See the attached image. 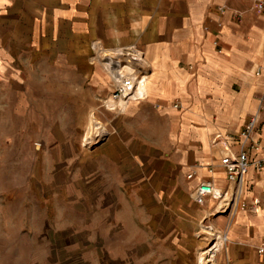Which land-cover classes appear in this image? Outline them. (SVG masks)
I'll return each mask as SVG.
<instances>
[{
  "label": "crops",
  "instance_id": "crops-1",
  "mask_svg": "<svg viewBox=\"0 0 264 264\" xmlns=\"http://www.w3.org/2000/svg\"><path fill=\"white\" fill-rule=\"evenodd\" d=\"M97 15L108 31L115 28L111 15L121 25L141 29L138 45L151 73L148 98L131 101L127 112L114 116L111 134L73 173L74 184L56 210L57 225L44 227L63 241L68 254L52 250L33 264H105L104 241L126 223L132 249L162 244L168 258L173 250L192 253L198 204L189 193L206 179L228 186L220 159L229 148L239 149L241 131L259 110L264 14L256 12L253 0H0V56L10 53L23 18L29 28H51L60 38L63 19L76 37L84 27L76 18L93 33ZM249 67L262 72L246 83ZM238 80L240 91L233 89ZM259 123L252 138L260 149L251 153L256 162L244 180L246 208L228 226L226 216L215 220L227 236L221 264H264L259 251L264 242V112ZM218 133L223 140L214 145ZM192 169L197 174L188 179ZM121 206L129 208L127 221L115 215L113 209ZM124 261L121 256L114 264Z\"/></svg>",
  "mask_w": 264,
  "mask_h": 264
},
{
  "label": "rangeland",
  "instance_id": "rangeland-1",
  "mask_svg": "<svg viewBox=\"0 0 264 264\" xmlns=\"http://www.w3.org/2000/svg\"><path fill=\"white\" fill-rule=\"evenodd\" d=\"M115 16L109 18L116 29L108 31L106 21L97 15L93 33L86 32L85 20L77 17L78 27H84L76 37L69 32L65 18L60 38L55 35V39L51 28H29L23 18L14 29L10 53L0 56V264H33L52 250L68 254L63 241L44 227L57 225L56 210L64 202L63 194L74 184L73 173L83 169L81 161L111 134L116 122L112 119L119 112L105 103L113 97L116 84L99 64L94 44L100 42L106 49L135 45L144 52L137 40L141 29L121 25L112 19ZM244 73L246 83L255 79L249 71ZM241 87L242 80L234 82V90ZM90 113L110 131L96 144L83 139ZM215 137L214 145L218 143ZM213 207L214 203L198 205L194 229L197 249L192 253L173 250L168 258L162 244L132 249L126 223L104 241L105 264H114L121 256L124 264H199V252L207 249L213 237L207 230L222 233L215 223L219 216L206 214ZM113 210L127 221L128 207ZM46 235L51 236V244ZM223 249L224 244L215 256L216 264L222 263Z\"/></svg>",
  "mask_w": 264,
  "mask_h": 264
},
{
  "label": "built area",
  "instance_id": "built-area-1",
  "mask_svg": "<svg viewBox=\"0 0 264 264\" xmlns=\"http://www.w3.org/2000/svg\"><path fill=\"white\" fill-rule=\"evenodd\" d=\"M253 1L256 12L260 15L264 14V0ZM147 71L149 72V69H147L146 72ZM261 72L262 70L258 69L255 71V75L259 76ZM135 90V82L126 78L124 82L121 83L120 87H115V92L112 96L117 98L121 93L126 94V100L129 103L131 101H135L134 96H132V93ZM261 92L262 93L259 97V110L249 119L248 124L240 133L242 141L239 149L234 151L229 148L220 159V166L223 170H225L228 186L220 187L216 185L213 180L206 179L205 181H201L197 184L190 192L191 199L201 207L210 206V204L214 203L212 216H226L227 226L231 223L239 210L246 208V203L243 200L245 188L244 180L246 174L250 170L249 168L251 164L256 162L252 160L251 153L260 149V142L252 138V134L259 126L262 112H264V87ZM145 99H147V97ZM175 106L177 107L178 104L175 103ZM103 140H105V138ZM258 165H260V163ZM210 170L212 171V168H210ZM196 174L197 170L192 169L187 177L190 179ZM213 239L214 238H212L209 242V248H212L214 245ZM259 251L264 252V242L259 248ZM218 252H220V250L216 252V255ZM227 261V264H239L233 260Z\"/></svg>",
  "mask_w": 264,
  "mask_h": 264
},
{
  "label": "bare ground",
  "instance_id": "bare-ground-1",
  "mask_svg": "<svg viewBox=\"0 0 264 264\" xmlns=\"http://www.w3.org/2000/svg\"><path fill=\"white\" fill-rule=\"evenodd\" d=\"M96 47L98 51L97 60L99 64L103 67L109 77L112 78L116 86L120 87L121 83H123L126 78L131 79L136 84V90L132 93L135 101L145 99L148 96L147 85L150 73L148 71V73L146 72V70L149 69V65L144 57V52L137 50L135 45H125L124 47L106 49L100 42H97L94 44V48ZM254 71L255 70L250 69L251 74L255 77ZM125 95L126 94L121 93L117 98H114V96L111 97L105 102L107 107L111 110L115 109L119 112H125L130 103L126 100ZM108 134H110L109 129L105 127L97 117L91 114L87 123V131L83 134L84 142L96 144ZM220 137L221 134L217 135L215 137L216 141L219 142ZM212 215V213H209V216ZM207 231L213 235L212 238H214V245L212 248L207 247V249H202L199 252L198 262L199 264H216V252L222 247V244L226 240L227 236L224 232L214 233V231H211L210 229Z\"/></svg>",
  "mask_w": 264,
  "mask_h": 264
}]
</instances>
